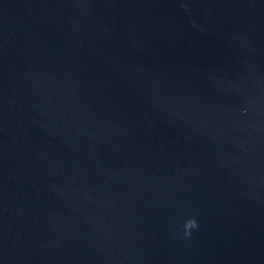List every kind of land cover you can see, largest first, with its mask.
<instances>
[{
    "label": "water",
    "instance_id": "95a60500",
    "mask_svg": "<svg viewBox=\"0 0 264 264\" xmlns=\"http://www.w3.org/2000/svg\"><path fill=\"white\" fill-rule=\"evenodd\" d=\"M0 264H264V0H0Z\"/></svg>",
    "mask_w": 264,
    "mask_h": 264
},
{
    "label": "clouds",
    "instance_id": "9594fccd",
    "mask_svg": "<svg viewBox=\"0 0 264 264\" xmlns=\"http://www.w3.org/2000/svg\"><path fill=\"white\" fill-rule=\"evenodd\" d=\"M184 235L185 236H190L191 235V230L195 229L198 227V223L196 221V219L193 218H189L188 220L185 221L184 225Z\"/></svg>",
    "mask_w": 264,
    "mask_h": 264
}]
</instances>
